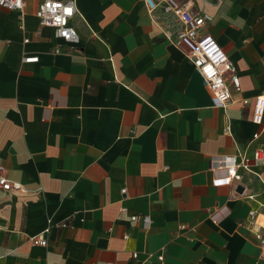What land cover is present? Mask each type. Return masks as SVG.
I'll return each instance as SVG.
<instances>
[{
    "label": "crops",
    "instance_id": "obj_1",
    "mask_svg": "<svg viewBox=\"0 0 264 264\" xmlns=\"http://www.w3.org/2000/svg\"><path fill=\"white\" fill-rule=\"evenodd\" d=\"M38 3L25 0L22 29L0 8V165L26 190L0 194V264H264L245 227L250 210L264 213V160L251 167L260 178L238 169L213 185L227 174L221 156L264 149V114L251 119L264 96V0L206 7L203 32L246 101L227 108L142 0H75L79 40L59 54ZM48 226L47 245L32 246Z\"/></svg>",
    "mask_w": 264,
    "mask_h": 264
},
{
    "label": "built area",
    "instance_id": "obj_2",
    "mask_svg": "<svg viewBox=\"0 0 264 264\" xmlns=\"http://www.w3.org/2000/svg\"><path fill=\"white\" fill-rule=\"evenodd\" d=\"M35 16L39 27L50 28L53 35L60 43L54 48L53 53H61L62 45H76L79 35L72 25V20L79 15L76 9L75 0H38ZM221 0H142L149 18L158 27L161 35L171 45L181 49L189 62L194 66L196 72L201 77L205 91L212 97L214 105L227 108L237 103H246L245 99L237 89L236 80L228 83L225 78L229 60L218 44L216 39L203 32V28L210 21V16L206 13V7H217ZM24 7L25 0H0V8L19 12V26L24 28ZM80 16V15H79ZM28 42L24 39V43ZM24 63L37 62L38 56L23 57ZM264 114V96H257L252 111V122L260 125ZM228 132V126L225 127ZM258 137V133L253 134V139ZM264 160L263 147H256L251 158H247L243 153L237 151L235 155L221 156L218 159L217 167L226 170V176L215 178L213 185H228L233 180H239L240 175L236 174L238 169L249 172L260 178V174L251 167L259 166ZM21 183L11 180L6 169L0 165V194L1 193H23ZM125 193V189H121ZM253 199V195L247 196ZM141 219L146 226L149 224V217H138L133 215L131 221ZM48 223L50 221L48 220ZM65 226V224H61ZM246 229L254 236L258 248L264 257V213L258 209L248 212ZM184 227L181 226L180 229ZM49 226L41 233L28 237V242L32 246L44 247L47 245L46 234ZM126 238V236H125ZM137 257L136 253L132 254ZM161 261L162 255L158 256ZM106 264H114L112 262Z\"/></svg>",
    "mask_w": 264,
    "mask_h": 264
},
{
    "label": "water",
    "instance_id": "obj_3",
    "mask_svg": "<svg viewBox=\"0 0 264 264\" xmlns=\"http://www.w3.org/2000/svg\"><path fill=\"white\" fill-rule=\"evenodd\" d=\"M239 190H241V188Z\"/></svg>",
    "mask_w": 264,
    "mask_h": 264
}]
</instances>
